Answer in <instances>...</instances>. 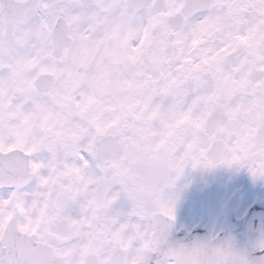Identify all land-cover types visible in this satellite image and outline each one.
Listing matches in <instances>:
<instances>
[{
  "label": "snow or ice",
  "instance_id": "obj_1",
  "mask_svg": "<svg viewBox=\"0 0 264 264\" xmlns=\"http://www.w3.org/2000/svg\"><path fill=\"white\" fill-rule=\"evenodd\" d=\"M101 53L112 70L88 91L82 71ZM120 128L167 151L171 181L188 165L264 177V0H13L0 10V264H176L174 202L142 231L140 210H122L119 186L100 179L101 137ZM81 134L89 146L61 158L60 141ZM56 173L74 180L55 184ZM247 258L264 264V242Z\"/></svg>",
  "mask_w": 264,
  "mask_h": 264
},
{
  "label": "clouds",
  "instance_id": "obj_2",
  "mask_svg": "<svg viewBox=\"0 0 264 264\" xmlns=\"http://www.w3.org/2000/svg\"><path fill=\"white\" fill-rule=\"evenodd\" d=\"M13 0H0V10L7 14ZM9 45L5 44V52ZM119 55L125 58L128 55L124 42L118 46ZM74 48L71 55H76ZM113 61L108 53H101L95 61H89L82 71V86L92 91L90 82L103 70H112ZM135 69L129 67V75ZM109 144V151L100 157L101 161L109 167L102 169L101 181L106 186L118 185L123 195V202L127 211L139 209L143 217L142 231H150L153 218L162 203L172 202L165 196V189L171 186L168 168L170 155L166 150H154L151 137L135 138L134 134L126 128L115 129L107 136L101 137ZM89 141L83 134L72 137L67 136L60 141L59 153L61 158L74 160L81 147H88ZM89 170V174L94 173ZM53 183L60 184L67 180L72 182L73 177L56 173ZM106 190V189H105ZM166 246L176 257V264H248L247 252L233 248L228 243L216 239L200 242H172L169 237ZM132 256L129 255V264Z\"/></svg>",
  "mask_w": 264,
  "mask_h": 264
},
{
  "label": "flooded vegetation",
  "instance_id": "obj_3",
  "mask_svg": "<svg viewBox=\"0 0 264 264\" xmlns=\"http://www.w3.org/2000/svg\"><path fill=\"white\" fill-rule=\"evenodd\" d=\"M201 174L203 185L193 187V175ZM218 185V205L226 211L229 204L237 200L239 205L235 212L236 220H240L254 205L264 204V177H254L247 166H226L217 164L214 167L188 165L179 178L174 179L171 186L165 189V196L174 202V223L180 230H193L208 223L210 218L202 216L198 210L200 194L209 186ZM121 209L127 211V205L121 202ZM227 227V220L220 216L217 219L214 233Z\"/></svg>",
  "mask_w": 264,
  "mask_h": 264
},
{
  "label": "water",
  "instance_id": "obj_4",
  "mask_svg": "<svg viewBox=\"0 0 264 264\" xmlns=\"http://www.w3.org/2000/svg\"><path fill=\"white\" fill-rule=\"evenodd\" d=\"M200 210L206 214H210L213 210H216V212L218 211V209L216 208V205H215V195H212V192H208L207 194L201 196ZM216 212H214L215 217L218 214ZM230 223H231V221H230ZM212 227H213V224L211 223L206 228L207 235H205V236H202L203 230L197 229V230H195V232L193 234L194 237L193 236L188 237L184 233L178 234V235L175 234L174 230H173V224H171L169 239L174 243H177V242L193 243V242H200V241L209 240V236L211 235ZM244 247H245V249H247L249 247V245L245 244ZM253 247H257V245H253Z\"/></svg>",
  "mask_w": 264,
  "mask_h": 264
}]
</instances>
